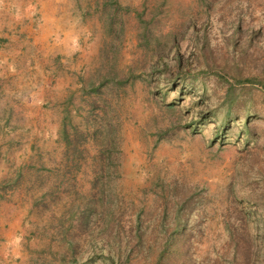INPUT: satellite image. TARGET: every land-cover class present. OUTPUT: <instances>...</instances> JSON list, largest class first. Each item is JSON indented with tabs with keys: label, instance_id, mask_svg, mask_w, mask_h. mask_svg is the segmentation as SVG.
<instances>
[{
	"label": "rangeland",
	"instance_id": "obj_1",
	"mask_svg": "<svg viewBox=\"0 0 264 264\" xmlns=\"http://www.w3.org/2000/svg\"><path fill=\"white\" fill-rule=\"evenodd\" d=\"M7 32L0 264H264V0H0Z\"/></svg>",
	"mask_w": 264,
	"mask_h": 264
},
{
	"label": "crops",
	"instance_id": "obj_2",
	"mask_svg": "<svg viewBox=\"0 0 264 264\" xmlns=\"http://www.w3.org/2000/svg\"><path fill=\"white\" fill-rule=\"evenodd\" d=\"M26 26H20L19 25V29L22 30V29H25ZM19 32V31H18ZM21 35H16L14 34V32H7L6 34L4 35H1L0 34V50H3L4 49V44L8 45V44H11V43H16L17 41H19V39L21 38L20 37ZM2 45V46H1ZM2 56L1 52H0V57ZM7 60H9V58H7ZM6 64H7V61H3L0 62V66H2V68H5L6 67Z\"/></svg>",
	"mask_w": 264,
	"mask_h": 264
}]
</instances>
